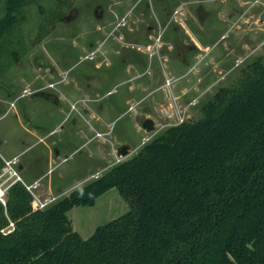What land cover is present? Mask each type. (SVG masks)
<instances>
[{
    "label": "trees",
    "instance_id": "trees-1",
    "mask_svg": "<svg viewBox=\"0 0 264 264\" xmlns=\"http://www.w3.org/2000/svg\"><path fill=\"white\" fill-rule=\"evenodd\" d=\"M47 1L0 0V79L29 50L25 11L47 15ZM200 111L43 210L14 183L0 200V264H264V55ZM113 188L129 211L84 238L69 212Z\"/></svg>",
    "mask_w": 264,
    "mask_h": 264
},
{
    "label": "rangeland",
    "instance_id": "rangeland-1",
    "mask_svg": "<svg viewBox=\"0 0 264 264\" xmlns=\"http://www.w3.org/2000/svg\"><path fill=\"white\" fill-rule=\"evenodd\" d=\"M167 1L68 0L60 6L61 0H48L44 5L47 15L42 12L45 7L25 11L26 32L31 40L29 50L17 58L14 56L15 62L0 79V96H12L21 90L23 93L25 87L32 88L26 82L33 80L37 73L43 74L46 67H54L55 79H59L62 75H58L56 67L72 66L62 77L69 81L67 88L75 87L73 79L81 80L86 86L85 99L73 102L79 104V109L86 103V181L76 188L135 155L144 137L170 127L179 110L187 108L183 113L187 119L201 116V106L218 88L232 82L251 59L264 55V5L255 4L256 0L247 3L246 0ZM61 9L64 17L56 21L55 29L48 34L43 30L42 40L34 43L40 26L50 28L52 24H46L47 21L51 20V15L54 19L53 14ZM187 29L203 42L202 48L194 43ZM205 42L210 45H204ZM137 48L145 52L149 48L150 54L136 53ZM226 54L230 58L222 62L218 70H210ZM182 66L184 71L180 70ZM165 72H170V77H166ZM149 81H153V85L148 83V87L136 89V95L132 94L135 99L125 102L133 82ZM90 85L96 89L91 94ZM59 88H63L62 85ZM36 99L37 102L30 103L26 97L16 102L20 108L32 105L39 111L36 124L41 125L43 120L49 126L56 123L61 115L55 99L48 102L45 98ZM106 109L111 111L105 115L107 122L112 121L109 125L102 120L97 123V115L95 118L90 115H94L93 110L105 114ZM49 112L53 116L47 118ZM79 118L74 111L61 127L68 130ZM148 118L154 122L151 131L144 127ZM12 121L9 118L1 122L0 129ZM101 127L102 133L94 130ZM14 130L19 133L18 125ZM80 143L81 138L74 136L73 144ZM125 146H129L128 153L123 155ZM68 164L76 165L77 160ZM129 209L119 190L113 188L100 196L94 206H77L69 216L75 230L88 238L99 225Z\"/></svg>",
    "mask_w": 264,
    "mask_h": 264
},
{
    "label": "crops",
    "instance_id": "crops-1",
    "mask_svg": "<svg viewBox=\"0 0 264 264\" xmlns=\"http://www.w3.org/2000/svg\"><path fill=\"white\" fill-rule=\"evenodd\" d=\"M247 1L250 0L244 2ZM187 31L192 36L191 39L194 43L202 48L201 45H203V42L200 41L195 34L192 35L189 29H187ZM205 43L204 45H210V42ZM194 49H196V47ZM137 51L139 54L148 55L147 53H149L150 50L145 52L137 48ZM228 58H230V55H224L220 61L215 62L217 66L211 67L210 70H218L222 62H225ZM96 67L101 66L96 65ZM71 68L72 66L56 67L58 75H62V77L64 74H67ZM184 68L185 67L182 66L180 70L182 69L184 71ZM54 71V67H46L43 74L37 73L33 80L26 82V84H30V87H32L31 89H37V92L33 95L24 96L21 90V92L17 94L14 93L12 96H9L10 94L0 96V124L9 118L13 120L11 123L9 122L4 125L3 129H0V156L6 159L18 157L16 168L23 182L33 184L36 181H40V186L36 189L37 193L43 197L56 195L60 198L68 195L77 185L86 181V127L84 126V124H86V115L84 114L86 113V103L83 104V108L81 109L78 108L79 104L77 105V110L72 109L74 101L85 99L86 86L85 84H81V80L78 81L73 79L72 81H76L75 87L67 88L69 86V81L62 80V77L55 79L54 74L56 72ZM152 75L154 78L153 73ZM146 76H148V74ZM165 76L170 77V72H165ZM137 78L138 77L135 76L133 79L136 81L138 80ZM50 83L58 84L57 87H51L49 86ZM148 83H150V86L153 85V81L152 83L149 81L145 84H135V82H133L128 89L130 96H126L125 102L129 103L134 100L135 98L132 94L134 93L136 95L135 90L148 87ZM61 85L63 88H59ZM89 87L90 94L96 91L93 85ZM26 97H29L28 102L30 103L37 102L38 99L36 98H45L47 102L52 98L55 99L56 106H58V114L61 115L60 119L51 126H49L45 120L42 121L41 125L36 124L39 111L35 109V107L33 108L32 105L26 108H20L17 105L19 101ZM16 100H18V102H16ZM30 103H27V105ZM43 108H45V106H43ZM146 109L148 110V108ZM74 111L78 113L81 119H75L73 127L68 130H63L61 124L67 117H72ZM104 111L105 114H98L93 110L94 115H92V113L90 115L94 118L95 115H97V123H100V120H102L106 125H109L112 121L107 122L105 115L106 113L109 114L111 111L107 109ZM49 115L52 117L53 113H47V118ZM15 125H18L20 129L17 134L14 133ZM94 130L98 133L103 132L102 127ZM74 136H79L82 143L73 144ZM70 143L71 145H69ZM82 152H84V154L80 156L81 159H79L80 157L78 158L77 156ZM99 158L101 157L99 156ZM75 159L77 160L76 165L68 164V162Z\"/></svg>",
    "mask_w": 264,
    "mask_h": 264
},
{
    "label": "built area",
    "instance_id": "built-area-1",
    "mask_svg": "<svg viewBox=\"0 0 264 264\" xmlns=\"http://www.w3.org/2000/svg\"><path fill=\"white\" fill-rule=\"evenodd\" d=\"M257 3L264 5V1H261V0H256L255 4H257ZM148 50H150V49L148 48ZM149 54H150V52H149ZM56 84L57 83H50L49 86L56 87ZM36 92H37V90H36ZM36 92H34L31 88L27 87L24 89L23 95L29 96V95H32ZM77 104L72 105L73 110H77ZM132 108H134V107H132ZM186 111H188L187 108L184 109V111L179 110L177 115H175L176 116L174 119L175 122L171 123L170 126L179 125V124L185 122L187 118L183 117V113ZM159 130L160 129H158V130L154 131L152 134L144 137L142 145L149 142L157 133H159ZM2 158L5 162V166L0 171V200L5 201V197H6L8 189L17 181L23 182V180H22L21 176L19 175V172L16 169V165L18 163V157H15L12 159H6L4 157H2ZM97 177H99V175ZM23 183L26 185L27 189L31 192V194L33 196L32 207L34 210H43L47 206H49L53 202H55L57 199H59V196H56V195H49V196L43 197L39 193H37L36 189L40 186V181H36L33 184H27L25 182H23Z\"/></svg>",
    "mask_w": 264,
    "mask_h": 264
},
{
    "label": "water",
    "instance_id": "water-1",
    "mask_svg": "<svg viewBox=\"0 0 264 264\" xmlns=\"http://www.w3.org/2000/svg\"><path fill=\"white\" fill-rule=\"evenodd\" d=\"M262 19L264 20V13L262 15ZM144 127L147 128L148 131H151L154 129V122L152 119H147L146 122L144 123ZM128 148L129 146H125L122 150V154L126 155L128 153Z\"/></svg>",
    "mask_w": 264,
    "mask_h": 264
},
{
    "label": "flooded vegetation",
    "instance_id": "flooded-vegetation-1",
    "mask_svg": "<svg viewBox=\"0 0 264 264\" xmlns=\"http://www.w3.org/2000/svg\"><path fill=\"white\" fill-rule=\"evenodd\" d=\"M165 1L168 2L167 0H165ZM174 1H176V0H174ZM179 1H181V0H179ZM179 1H178V2H179ZM197 1H198V0H197ZM197 1L194 0V1H190L189 3H196ZM175 3H177V2H175ZM61 10H62V11H58V12H61V13L64 12L63 9H61ZM58 12H55V14H56V15L59 14ZM63 17H64V15H63ZM63 17H62V18H63ZM61 20H62V19H61ZM132 48H134V47H132Z\"/></svg>",
    "mask_w": 264,
    "mask_h": 264
}]
</instances>
